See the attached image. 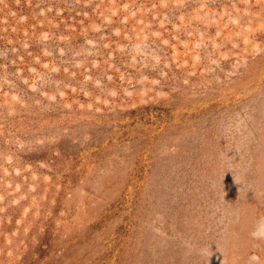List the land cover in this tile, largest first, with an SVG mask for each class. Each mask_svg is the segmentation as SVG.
<instances>
[{
	"label": "rangeland",
	"instance_id": "1",
	"mask_svg": "<svg viewBox=\"0 0 264 264\" xmlns=\"http://www.w3.org/2000/svg\"><path fill=\"white\" fill-rule=\"evenodd\" d=\"M0 264H264V0H0Z\"/></svg>",
	"mask_w": 264,
	"mask_h": 264
},
{
	"label": "clouds",
	"instance_id": "2",
	"mask_svg": "<svg viewBox=\"0 0 264 264\" xmlns=\"http://www.w3.org/2000/svg\"><path fill=\"white\" fill-rule=\"evenodd\" d=\"M254 236H257V233H253ZM251 260L252 261H258L259 260V257H256V256H253L251 257Z\"/></svg>",
	"mask_w": 264,
	"mask_h": 264
}]
</instances>
